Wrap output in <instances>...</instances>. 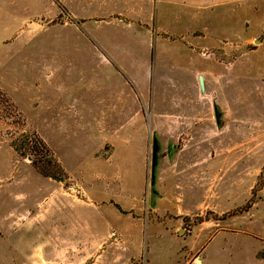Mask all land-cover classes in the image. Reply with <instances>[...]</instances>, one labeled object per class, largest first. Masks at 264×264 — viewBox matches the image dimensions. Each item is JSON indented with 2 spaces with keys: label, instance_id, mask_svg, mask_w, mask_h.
Here are the masks:
<instances>
[{
  "label": "rangeland",
  "instance_id": "obj_1",
  "mask_svg": "<svg viewBox=\"0 0 264 264\" xmlns=\"http://www.w3.org/2000/svg\"><path fill=\"white\" fill-rule=\"evenodd\" d=\"M151 7L0 0V264H45V244L62 264L80 253L65 245L93 243L97 264L181 263L166 232L177 218L237 229L213 236L205 264L222 248L240 264L258 246L264 257V46L241 49L240 83L225 87L208 71L242 52L193 49L192 37L178 52L156 41Z\"/></svg>",
  "mask_w": 264,
  "mask_h": 264
},
{
  "label": "crops",
  "instance_id": "obj_2",
  "mask_svg": "<svg viewBox=\"0 0 264 264\" xmlns=\"http://www.w3.org/2000/svg\"><path fill=\"white\" fill-rule=\"evenodd\" d=\"M147 2L152 5L151 18L154 22L155 35L153 36L156 41L180 42V45L178 44L179 49L176 50L180 52L183 49L185 50L186 46H189L185 40L192 37L197 42V46H189L190 48L192 46L193 49L194 47L202 49L218 48L221 55H227L231 51L242 52L238 55V52L235 53L236 60L230 66L222 65L223 63L221 62L220 66L216 64V72L208 71L213 74H219V82L225 87L231 82L240 83L239 76L243 74L245 68L238 67L241 65L242 60L239 58L248 54V51L243 52L241 49L246 45L255 43L254 45L256 46L257 44V46L250 50L254 52L259 51L264 46V39L258 40L257 38L264 33V0H147ZM182 44H185V46ZM178 65L180 66L179 63ZM253 68H256V65H251V69ZM258 69H260V73L264 72V67H258ZM203 72L198 73V76L199 74L203 75L205 86L207 81L204 76L205 71ZM178 200L179 197L175 198L174 203H170H172V209L180 211L177 208ZM211 223L209 220H204L200 225L186 229L182 228L183 221L181 218H177L173 222L172 227L166 229L167 233L179 239L177 246H175V254L183 261L181 263L177 261V264H205L207 259L211 258V255L209 256L211 253L207 254V247L213 236L220 232L231 233L237 231V229L230 231L219 227L212 233V226H207L212 225ZM204 236L209 237L205 239ZM34 248L28 247V249ZM99 248L100 244L96 243L86 247L77 244L65 245V250L72 252L75 249V251L77 250L80 253H75L73 257L66 258L60 262L62 264H97ZM18 249H20L19 246ZM42 249L45 255V264H54V262L60 264L51 258L53 252L58 250L57 248L45 244ZM84 250L88 252L86 257H90L89 259L91 260L85 261L83 258L85 257ZM259 252L260 248L258 246L250 257V264H264V259L259 257ZM212 253L215 256V260L212 261L213 264H240L242 257L240 254L234 257L232 251L229 252L224 250V248L221 250L215 249V252L213 251ZM112 256L113 258L110 261L108 260L110 264H141L136 258L137 256L123 261L117 260L116 254ZM29 261L35 264L33 259ZM145 261L146 264H152L149 259H145ZM33 263L27 261L24 264Z\"/></svg>",
  "mask_w": 264,
  "mask_h": 264
},
{
  "label": "water",
  "instance_id": "obj_3",
  "mask_svg": "<svg viewBox=\"0 0 264 264\" xmlns=\"http://www.w3.org/2000/svg\"><path fill=\"white\" fill-rule=\"evenodd\" d=\"M198 82H199V87H200V91L204 92L205 90V86H204V79H203V75L199 74L198 76ZM214 116H215V120L217 123H219L220 118H221V112L218 110V108L216 106H214ZM159 151V147L156 143V140L153 141V146H152V179H151V185H153L155 183V175L154 173V167L156 165V159H155V155H157L156 153Z\"/></svg>",
  "mask_w": 264,
  "mask_h": 264
},
{
  "label": "trees",
  "instance_id": "obj_4",
  "mask_svg": "<svg viewBox=\"0 0 264 264\" xmlns=\"http://www.w3.org/2000/svg\"><path fill=\"white\" fill-rule=\"evenodd\" d=\"M40 173H42L44 176L50 177V178H55V179H59L56 178V176L52 175L51 172L47 171L45 168L42 169L41 167L39 168ZM264 258V257H263Z\"/></svg>",
  "mask_w": 264,
  "mask_h": 264
}]
</instances>
